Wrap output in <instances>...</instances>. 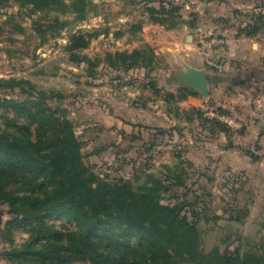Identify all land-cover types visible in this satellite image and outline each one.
I'll return each mask as SVG.
<instances>
[{
    "label": "rangeland",
    "instance_id": "1",
    "mask_svg": "<svg viewBox=\"0 0 264 264\" xmlns=\"http://www.w3.org/2000/svg\"><path fill=\"white\" fill-rule=\"evenodd\" d=\"M226 2L91 0L80 18L72 11L0 1V78H26L38 90L54 91L45 100L47 113L72 120L85 161L96 173L128 179L135 187L151 184L153 177L168 178L171 188L162 201L193 206L205 252L240 248L264 254V52L241 61L228 54L229 39L246 35L245 27L264 15V0L230 13ZM151 6L175 11L178 24L154 22ZM56 16L63 22H54ZM258 25L249 36L258 37L264 51V19ZM73 33L92 35L75 51L78 59L67 49ZM213 37L226 42L202 52L203 42ZM151 48L155 60L148 66L114 67L107 56L134 49L151 53ZM188 65L206 69L208 95L178 81ZM191 89L197 93L189 94ZM28 96L19 87L0 88L1 128L28 123L5 100ZM222 115L239 127L220 120ZM176 173H182L183 184H175ZM10 216L9 206L0 204V264H32L9 254L31 229L16 224L10 230ZM46 223L72 228L58 217Z\"/></svg>",
    "mask_w": 264,
    "mask_h": 264
},
{
    "label": "trees",
    "instance_id": "2",
    "mask_svg": "<svg viewBox=\"0 0 264 264\" xmlns=\"http://www.w3.org/2000/svg\"><path fill=\"white\" fill-rule=\"evenodd\" d=\"M20 1L38 10L72 11L80 18L91 4V0ZM149 11L154 22L168 26L179 22L173 10L151 6ZM263 19L264 15L257 16L258 22ZM60 21L59 16L54 18ZM258 22L245 27L246 35L259 31ZM91 36L73 33L67 49L78 54L75 51L86 47ZM107 56L114 67L148 66L155 60L152 48L151 53L134 49ZM17 87L29 96L23 101L5 100L28 123L9 122L0 127V204L9 206L6 226L10 230L16 224H30L31 229L24 242L11 248V257L32 264H264V254L256 250L205 252L193 206L162 201V194L171 188L168 178L153 177L151 184L135 187L128 179L113 180L96 173L85 161L72 120L47 113L45 100L54 91L38 90L26 78H0V88ZM173 178L175 184H183L182 173ZM53 217L66 219L72 228L62 231L47 224L46 218ZM225 237L230 239L231 233Z\"/></svg>",
    "mask_w": 264,
    "mask_h": 264
},
{
    "label": "crops",
    "instance_id": "3",
    "mask_svg": "<svg viewBox=\"0 0 264 264\" xmlns=\"http://www.w3.org/2000/svg\"><path fill=\"white\" fill-rule=\"evenodd\" d=\"M227 5L231 6L229 8V13L232 10L241 9V10H248L254 7L255 3L254 0H227ZM262 41L258 39L256 36H248L242 34L238 37H234L229 39L228 54H231L233 59L232 60H252L253 58L259 57L263 54V45ZM230 57V58H232ZM240 59H237V58ZM254 60V59H253Z\"/></svg>",
    "mask_w": 264,
    "mask_h": 264
},
{
    "label": "water",
    "instance_id": "4",
    "mask_svg": "<svg viewBox=\"0 0 264 264\" xmlns=\"http://www.w3.org/2000/svg\"><path fill=\"white\" fill-rule=\"evenodd\" d=\"M178 81L185 82L204 95L210 93V79L205 68L188 65L178 77Z\"/></svg>",
    "mask_w": 264,
    "mask_h": 264
},
{
    "label": "built area",
    "instance_id": "5",
    "mask_svg": "<svg viewBox=\"0 0 264 264\" xmlns=\"http://www.w3.org/2000/svg\"><path fill=\"white\" fill-rule=\"evenodd\" d=\"M226 42V39L224 37H213L211 38L209 41L207 42H203L202 46H201V51L208 53L209 49L214 45V44H224ZM258 102L260 104H262V99H258ZM220 119H222L224 122L230 124V125H234L239 127V124L236 123L232 118L222 115L220 116Z\"/></svg>",
    "mask_w": 264,
    "mask_h": 264
}]
</instances>
